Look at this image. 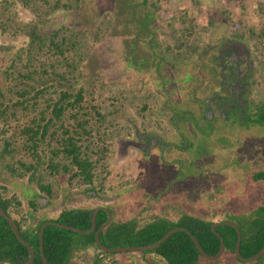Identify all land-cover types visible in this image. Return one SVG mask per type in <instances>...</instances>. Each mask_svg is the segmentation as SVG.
Returning a JSON list of instances; mask_svg holds the SVG:
<instances>
[{
    "label": "rangeland",
    "instance_id": "obj_1",
    "mask_svg": "<svg viewBox=\"0 0 264 264\" xmlns=\"http://www.w3.org/2000/svg\"><path fill=\"white\" fill-rule=\"evenodd\" d=\"M59 1L70 7L48 11L56 0H0V45L9 47L0 65H15L14 74L41 69L38 56L28 62L25 51L37 8L41 34L59 30L62 52L45 47L50 77L67 78L53 85L35 76L8 81L0 68V85L12 89L0 99L6 109L0 115V199L9 201L23 229L31 213L36 222L57 219L65 209L111 207L112 220L142 225L184 215L216 222L264 205V181L255 179L264 172V0ZM8 18L9 33L2 30ZM62 90L82 92L83 108L65 112L64 128L49 122L35 152L22 131L53 118ZM67 129L97 162L93 184L47 170L51 158L69 162L53 157ZM19 161L40 166L20 177ZM32 173L51 186L50 195L30 181ZM69 264L168 263L156 253L74 247ZM200 264L264 260L238 262L225 252L217 262Z\"/></svg>",
    "mask_w": 264,
    "mask_h": 264
},
{
    "label": "trees",
    "instance_id": "obj_2",
    "mask_svg": "<svg viewBox=\"0 0 264 264\" xmlns=\"http://www.w3.org/2000/svg\"><path fill=\"white\" fill-rule=\"evenodd\" d=\"M25 4H29V0H22ZM146 1V2H145ZM144 4L147 3L145 0ZM49 10L57 9L61 6L66 8L70 7V4H63L59 0L51 4L49 2ZM35 12L38 19L42 17L39 9L35 8ZM38 19L35 22H30L27 24L28 27L32 28L31 31H27V35L30 37V42L27 45L25 51L29 56L28 62H30L34 57L36 61L41 64V69L39 71H31L28 74L19 72L14 74L15 65L4 66L0 65L5 78L8 81H19L18 77L26 78L35 76L41 82H49L53 85L52 80L58 79V82L66 84L67 78L64 74L57 73L54 78L50 77V70L47 68V61L44 57L50 55L49 51L45 47H51L61 51V43L58 40L59 30L54 33H43L42 28L39 27ZM26 26V29H29ZM11 20L8 18L6 24L2 25L3 32H10ZM24 25L16 29L23 30ZM72 36V34L67 35ZM67 36L61 41L66 43ZM49 42V46L46 43ZM45 44V45H44ZM9 49V47H7ZM3 45H0V56L4 54L7 50ZM23 55H20V60ZM14 63L18 61L13 60ZM49 78V79H47ZM56 78V79H55ZM62 79V80H61ZM7 83L0 85V99L5 98V92L9 89ZM10 91L12 89H9ZM25 90V89H24ZM23 92V91H22ZM27 91L25 92V94ZM83 102V93L79 92L76 95H72L69 90H62L60 99L56 102L53 107V118H50L46 125L41 126L38 124L36 127H25L22 131L24 135L32 141V148L36 152L39 148L38 142L46 137L48 133V124L62 122L65 112L69 109L81 110L83 107L81 105ZM2 106V103H0ZM6 112L5 108H0V115ZM73 118L78 117L77 114L72 113ZM264 117V115H262ZM44 118V117H43ZM42 118V120H43ZM100 119H102L100 115ZM262 121L264 119L262 118ZM88 122V121H85ZM82 124V123H80ZM61 127L64 128V123L62 122ZM64 137L62 138V148L53 151V157L57 158L63 155V159L68 160V163H62L60 159L55 162L54 158L49 160L48 169L51 174L55 173H65L70 175V181L78 180V182L85 185L93 184L94 178L97 176L94 173V168L97 166V162L91 160L89 154L84 150L83 145L79 144L77 136H73L70 130L64 131ZM39 138V139H38ZM5 151L11 153L13 150L10 149L11 141L7 140L5 142ZM104 152V150H101ZM46 164V161H43ZM22 171L18 172L17 175L23 177L26 175L27 171H36L38 165H30L23 161H19ZM30 181L32 183H37L40 190L45 191L49 195L52 193V188L49 184L43 183L41 176H37L35 173L30 175ZM256 180L264 181V172H259L255 175ZM38 203L35 200L31 201L32 208H36ZM10 203L7 200L0 199V209H4L9 213ZM93 209L88 208H78V209H65L61 212L57 219H40L35 222L36 216L31 213L30 217L31 223L28 229H23L22 224L19 220L15 219L19 225L22 236L31 244L35 249L36 258L33 264H45L41 252H40V242H39V232L42 225L47 221H55L58 223H63L66 225L75 226L79 229L89 230L93 225ZM110 212L113 214V209L108 207ZM12 217V216H11ZM108 220V212L104 209H100L97 214V228L104 225ZM236 222L242 232L243 238L241 243V253L244 258H251L256 255L264 245V205L260 206L254 210L250 215H242L240 217L229 218ZM35 223V224H34ZM213 221L205 220L198 217H193L189 215H184L177 222L171 221L162 217H155L151 221L145 224H138V220L131 219L127 222H116L112 220L110 225L104 229L100 234V241L108 247H125V246H140L148 245L160 240L167 232L176 227L188 228L200 241L204 250L214 256L220 250V238L213 232L212 225ZM217 231L224 237L226 242V252H232L235 254V247L238 239L237 231L234 227L223 225L217 227ZM70 234H78L84 236L81 244L75 240V237ZM44 246L45 254L49 261V264H69L74 247H79L80 249L86 250L89 248H98L95 241V233L91 234H79L71 230L59 228L56 226H49L46 228L44 236ZM99 249V248H98ZM103 252V251H102ZM144 253H156L164 258L168 264H200L201 260L208 261L203 258L199 252L197 246L193 242L192 238L187 232H178L170 237L161 246L148 251H139ZM105 253V252H103ZM108 254V253H105ZM236 255V254H235ZM30 258V252L15 236L10 225L5 218L0 217V263L7 262L10 264H25ZM238 262H242L236 256ZM264 260V256L258 261ZM217 262V261H214Z\"/></svg>",
    "mask_w": 264,
    "mask_h": 264
},
{
    "label": "water",
    "instance_id": "obj_3",
    "mask_svg": "<svg viewBox=\"0 0 264 264\" xmlns=\"http://www.w3.org/2000/svg\"><path fill=\"white\" fill-rule=\"evenodd\" d=\"M100 209H104V210H106L108 212V220H107V222L104 225H102L99 228H97V214H98ZM0 217H3V218L6 219V221L10 225V227H11L13 233L15 234V236L17 237V239L25 247H27V249L29 250L30 258L25 264H33V262H34V260L36 258L35 249L22 236V233L20 231L19 225L16 222V220L13 217H11L9 215V213L7 211H5L4 209H0ZM112 218H113V215H112V213L110 212V210L108 208H106V207H98V208H96L94 210V213H93V225H92V228L89 229V230L79 229V228H77L75 226L66 225V224H63V223L55 222V221H47V222H45L42 225V227L40 229V232H39L40 252H41V255H42V258H43L45 264H49V261H48V259L46 257V254H45V246H44L45 231H46V228L49 227V226H56V227H59V228H63V229L74 231V232L79 233V234L95 233L96 244H97L98 248L101 251L105 252V253L139 252V251L153 250V249L161 246L163 243H165L174 234H176L178 232H187L190 235V237L192 238V240L195 243V245L197 246V248H198V250L201 253L203 258H205L207 260H210V261H217L223 256V254L225 253V250H226L225 239L217 231V227L223 226V225H228V226L234 227L236 229V231H237L238 239H237V243H236V247H235V253H236V256L238 257L239 260H241L242 262H245V263H253L255 261H258L259 259H261L264 256V245H263V248L256 255L252 256L251 258H244V256L241 253V243H242L243 235H242V232L240 230V227L233 221H222V222L217 221V222L213 223L212 230L220 238V242H221L220 250L214 256L208 254L204 250V248L201 245V243L198 240V238L188 228H185V227L173 228L169 232H167L160 240H158V241H156L154 243L148 244V245L125 246V247H114V248H112V247H108V246L104 245L100 241L101 232L110 225V223L112 222Z\"/></svg>",
    "mask_w": 264,
    "mask_h": 264
},
{
    "label": "flooded vegetation",
    "instance_id": "obj_4",
    "mask_svg": "<svg viewBox=\"0 0 264 264\" xmlns=\"http://www.w3.org/2000/svg\"><path fill=\"white\" fill-rule=\"evenodd\" d=\"M262 181V180H261ZM100 207H104V206H100ZM260 207V206H259ZM258 207V208H259ZM106 208H108V207H106ZM222 221H231V220H222ZM222 221H220V222H222ZM234 222V221H233ZM236 223V222H235ZM237 224V223H236ZM238 225V224H237ZM239 226V225H238ZM226 252V251H225ZM236 254V253H235Z\"/></svg>",
    "mask_w": 264,
    "mask_h": 264
},
{
    "label": "clouds",
    "instance_id": "obj_5",
    "mask_svg": "<svg viewBox=\"0 0 264 264\" xmlns=\"http://www.w3.org/2000/svg\"><path fill=\"white\" fill-rule=\"evenodd\" d=\"M217 222V221H216ZM224 255V254H223ZM222 258V257H221ZM245 263V262H244Z\"/></svg>",
    "mask_w": 264,
    "mask_h": 264
}]
</instances>
